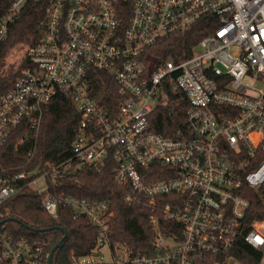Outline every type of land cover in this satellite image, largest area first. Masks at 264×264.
Masks as SVG:
<instances>
[{
    "label": "built area",
    "instance_id": "built-area-1",
    "mask_svg": "<svg viewBox=\"0 0 264 264\" xmlns=\"http://www.w3.org/2000/svg\"><path fill=\"white\" fill-rule=\"evenodd\" d=\"M30 1L9 0L0 43ZM46 1L42 37L28 39L26 65L0 95V148L19 129V144L37 137L58 96L72 100L80 120L67 157L0 179V204L18 193L15 180L35 176L28 185L49 214L68 208L98 230L95 249L73 254L75 264H245L237 254L264 264V0ZM203 22L215 26L210 34L181 57L162 58L159 42ZM105 79L117 87L114 95L104 86L111 107L94 88ZM180 99L185 127L175 137L155 132V108ZM107 162L130 189L125 203L169 200L165 220L151 217L149 254L112 244L111 199L50 190L48 179ZM49 245L0 232V264H48Z\"/></svg>",
    "mask_w": 264,
    "mask_h": 264
},
{
    "label": "trees",
    "instance_id": "trees-1",
    "mask_svg": "<svg viewBox=\"0 0 264 264\" xmlns=\"http://www.w3.org/2000/svg\"><path fill=\"white\" fill-rule=\"evenodd\" d=\"M8 6L9 0H0V16L6 12ZM46 6V0L30 1L20 18L10 27L5 40L0 43V95L10 90L14 79L26 65L23 58L17 70L14 68L6 70L5 62L8 55L24 38L29 37L33 42H37L42 37L47 21ZM214 28L213 24L203 22L190 31L162 40L159 42L162 58L181 57L185 48L190 50ZM107 79L102 84L95 83L94 88L99 100L111 107L110 101L103 98L102 94L107 88L109 93L117 95V87L112 80ZM180 101L181 104L178 103ZM186 110L187 105L183 99L175 104L155 108L150 119L152 129L164 136L175 137L178 131L185 127ZM79 120V113L69 97L55 98L45 108L37 137L19 144L18 139L23 133L19 129L0 148V179L10 182L20 173L44 168L48 162L55 163L67 157V153L63 151L71 147L74 128ZM29 151L33 152L32 156L28 155ZM115 166V163L110 162L105 163L101 169L85 166L68 173L55 184L48 179L50 190L80 198L111 199L114 216L110 223L109 237L112 244H127L133 253L149 254L155 237L151 217L156 216L160 221L165 220L163 209L169 200L166 196L157 197V203L144 207L125 203L124 197L130 189L116 181L113 170ZM34 177L14 181L18 193L0 204V232L17 239L50 241L47 248L50 252L63 239L65 234L60 229L63 228L67 232V237L54 252L52 264H75L73 254L85 256L95 249L98 230L86 218L75 219L68 208L59 207L55 215L49 214L44 208L43 195L28 185ZM7 218L15 220L6 221ZM243 248L246 252L251 251L249 247ZM237 257L247 264L244 256L237 254Z\"/></svg>",
    "mask_w": 264,
    "mask_h": 264
},
{
    "label": "rangeland",
    "instance_id": "rangeland-1",
    "mask_svg": "<svg viewBox=\"0 0 264 264\" xmlns=\"http://www.w3.org/2000/svg\"><path fill=\"white\" fill-rule=\"evenodd\" d=\"M29 37H26L23 39V41L8 55L6 62H5V69L10 70L11 68H14V70H17L18 65L21 63V61L24 58L25 55V49L28 44ZM247 83L254 85V80L248 79L246 81ZM46 182L44 179H40L38 181V187L41 189L45 188ZM36 190V189H35ZM103 253L106 257V260L109 261L110 259V250L108 247L103 248Z\"/></svg>",
    "mask_w": 264,
    "mask_h": 264
},
{
    "label": "water",
    "instance_id": "water-1",
    "mask_svg": "<svg viewBox=\"0 0 264 264\" xmlns=\"http://www.w3.org/2000/svg\"><path fill=\"white\" fill-rule=\"evenodd\" d=\"M9 220H15L14 218H7L6 221H9ZM63 232H64V237L63 239L58 242L53 248L52 250L50 251L49 253V256H48V264H52V259H53V255H54V252L56 251V249L61 245V243L65 240V238L67 237V232L63 229V228H60Z\"/></svg>",
    "mask_w": 264,
    "mask_h": 264
}]
</instances>
